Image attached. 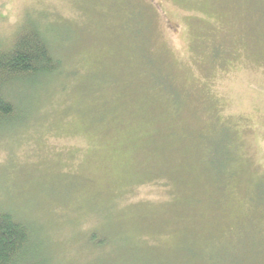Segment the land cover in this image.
<instances>
[{"label":"rangeland","instance_id":"rangeland-1","mask_svg":"<svg viewBox=\"0 0 264 264\" xmlns=\"http://www.w3.org/2000/svg\"><path fill=\"white\" fill-rule=\"evenodd\" d=\"M30 28L63 68L0 125L25 264H264V0H0V50Z\"/></svg>","mask_w":264,"mask_h":264},{"label":"trees","instance_id":"trees-1","mask_svg":"<svg viewBox=\"0 0 264 264\" xmlns=\"http://www.w3.org/2000/svg\"><path fill=\"white\" fill-rule=\"evenodd\" d=\"M62 68V61L54 56L47 38L36 28L21 33L13 47L0 50V125L13 120L17 112L8 98L14 85L41 82L59 75ZM221 169L216 177L224 175ZM33 240L32 227L0 211V264H25L36 249Z\"/></svg>","mask_w":264,"mask_h":264}]
</instances>
